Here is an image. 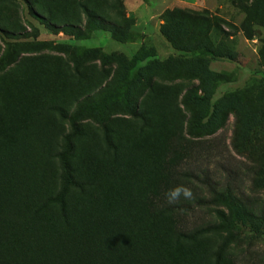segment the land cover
<instances>
[{
    "label": "rangeland",
    "instance_id": "rangeland-1",
    "mask_svg": "<svg viewBox=\"0 0 264 264\" xmlns=\"http://www.w3.org/2000/svg\"><path fill=\"white\" fill-rule=\"evenodd\" d=\"M73 117L75 218L130 225L157 264H264V224L237 208L264 221V0H0L15 221L48 195L41 174L61 189ZM42 219L31 251L60 248L56 211Z\"/></svg>",
    "mask_w": 264,
    "mask_h": 264
},
{
    "label": "trees",
    "instance_id": "trees-1",
    "mask_svg": "<svg viewBox=\"0 0 264 264\" xmlns=\"http://www.w3.org/2000/svg\"><path fill=\"white\" fill-rule=\"evenodd\" d=\"M81 113L82 110L77 111L75 118ZM74 122L76 120L73 117V130L64 138L63 152L56 155L61 189H56V172L53 176L41 174L40 182L49 187L48 195L40 203L26 208L20 222L13 219V208L8 198L11 182L2 181L5 188H2L3 193L0 192V264H157V261L151 258L147 244L134 236L130 225L105 224L100 229L95 228L91 220L74 217L71 201L65 192L69 187L76 186L73 171L67 161V156H71L74 150L73 139L80 132ZM213 195L217 200L221 198V194L213 192ZM51 208L58 216L55 228L62 239V246L58 249L36 247L31 251L28 243L31 241L26 233L34 226L44 227L42 215L45 210ZM237 208L240 209L242 217L253 224V231L259 232L261 225L257 223L264 224V221L258 220L243 206ZM167 211L174 212L173 207L169 206L165 210L161 205L154 211H147L146 217L163 216L168 214ZM217 214L219 215V212ZM222 221L226 225L229 224L223 217ZM181 237L183 238L182 235Z\"/></svg>",
    "mask_w": 264,
    "mask_h": 264
},
{
    "label": "clouds",
    "instance_id": "clouds-1",
    "mask_svg": "<svg viewBox=\"0 0 264 264\" xmlns=\"http://www.w3.org/2000/svg\"><path fill=\"white\" fill-rule=\"evenodd\" d=\"M179 193H180V190L177 189V190H175V191L172 193V195H173V196H178ZM185 194L187 195V193H185Z\"/></svg>",
    "mask_w": 264,
    "mask_h": 264
}]
</instances>
